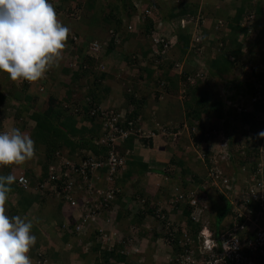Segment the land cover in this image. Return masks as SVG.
<instances>
[{
    "label": "clouds",
    "instance_id": "1",
    "mask_svg": "<svg viewBox=\"0 0 264 264\" xmlns=\"http://www.w3.org/2000/svg\"><path fill=\"white\" fill-rule=\"evenodd\" d=\"M138 3L142 4L143 6L145 4V2H142V1ZM136 6L138 7L137 4ZM138 9L141 11L140 7H138ZM142 14H145V12ZM250 14L253 15L252 18H248V15ZM135 18L136 16L132 20H130V22L135 21ZM219 21L223 22V19H219L218 23ZM205 23L206 22L204 21L203 24ZM239 24L242 27L246 28L247 30L245 34H241L239 36V42L243 44L242 51L244 52V54L248 52L247 51L248 47L252 43V41L253 42L256 41L257 44H260V43L261 45L264 44V41L263 42L257 41L260 31L255 29L256 28L255 27V24H256V11L255 10L246 12L243 15L242 19L240 20ZM172 25L173 23H170V29L173 28ZM189 25L190 23L185 26L183 25L182 26L184 28H187L189 31L193 32V38H192L193 40L199 38V43L196 45L194 44L193 45L194 47L192 48V51L195 52L196 57L194 59L190 58L188 62L180 61V64L183 67L182 73H179L177 70H175L174 67L172 71L175 73V75L177 74L179 76L178 77V88L175 89L176 91L179 92V95H180L179 96L180 99L178 100H180L183 103L184 101L185 102L188 101V103H190L192 107H196V102L193 100V97L192 99L190 98L191 93L193 94L194 92L196 97L201 99L202 97H204L203 95L206 92L201 93L200 95L199 93L197 94L196 92H198L199 90L205 91L204 88H202L203 86L201 85L203 83L204 84L209 83L213 79V78L211 79V76L208 77V75H210L209 74L210 68L207 64V61L210 58V56L209 54L208 55L205 54V50L207 46H209L211 39L207 38L205 40L204 34L203 35L200 34L199 29H197L196 25L195 27H191ZM262 25H264V22ZM216 28L220 29L221 25L216 26ZM225 31L228 32L229 28L226 27ZM69 35H70V29L57 20V13L55 11L53 4L50 3L49 0H0V71L7 73L9 79L14 83H23L25 81L29 83H34V82L41 80L42 78L45 77L46 73L52 68L53 65L59 63V60L62 56V51L66 47V41L68 40ZM166 37L163 36V38H166L169 41H171V45L169 46V48L167 49L165 53L156 54L157 52L161 53V50H163V46H162L163 44L155 45V42H154L149 54H147L146 56L144 55L140 56L138 63L133 64V66H135V64L137 65L136 68H133V67L130 68L127 64V68H128L127 70H129L128 71L129 77L131 78L130 75L133 73H135V75L138 77L137 87L141 89L142 86L144 85L154 86L155 87L153 90L155 91L154 98L156 99L163 97L164 95L166 97V95H169L171 92L170 89H166L164 88V86H161V83H160L161 80L159 79V74H162V72L161 73L156 72L153 75V77H148L147 74H144V73L141 74L143 71L141 69H138V67L147 66L150 63L151 59H154V57L151 56V54L155 56L163 57V58L168 57V54L170 53L172 47L177 42V36L175 34H170V35H167ZM228 39L229 38H227L225 41H222L220 43L221 50L229 43ZM115 41L117 42V39ZM248 42H251V43H249L246 46ZM106 43H108V40L104 42V44ZM84 47L87 49L86 46ZM86 49H85L86 54L84 56H89L87 55ZM105 53L106 51L101 57H105ZM215 55L216 53L213 54L212 57H214ZM79 56L81 57V55ZM99 58H95V59H99ZM231 59H234V58L231 57ZM81 61H83L82 58H81ZM185 62L190 64L187 68L184 67ZM106 63L107 62L105 61V63L102 62L100 64V65H104V68H102V66L99 67V71L108 72ZM237 63L238 62L236 61V64ZM158 64L159 63L154 62V64L152 65L154 69H158ZM191 66H194L198 69L196 74H192L191 73L192 71L188 69ZM255 66H256V69H255ZM80 67H78L77 70H79ZM236 67L237 66H235L233 70ZM251 67L253 68L251 69ZM261 67L262 65H258V64L251 65L250 63L244 62V65L242 67V70L240 71L239 76L237 77V80L239 82L246 83V80H249V78L254 77L255 72L257 71L263 72L261 71V69L260 70L258 69ZM189 75H191L192 78L194 79L193 83L188 80ZM182 76H184V78ZM150 82L152 84H149ZM136 83H137L136 80L134 82L132 80L127 82V86H129L128 91L132 92V95H134L133 97L136 98L134 100L143 98L141 93L138 92V90L132 91L134 90ZM184 83L186 84V87H183ZM197 85H200L201 87L199 86L195 88L193 92L189 93L190 87H194ZM124 88H126V85L124 86ZM82 89L87 91V87L85 88V86ZM95 94L96 93H94V95ZM100 94L102 95L101 92ZM240 94H238L236 98L232 99V101L230 100V103H229L230 105L228 106L229 107L228 110L230 113L231 111L235 110L237 111L238 114H243L247 110L242 107L243 105L240 99L241 98L240 96L242 95ZM210 96L211 94L207 93V98L204 103V106H208L210 105L209 103L216 101V99H211ZM218 97L219 99L217 100L221 101L222 103H224V100H226V98L223 97L222 95H218ZM232 97H234V94ZM61 103L63 104L65 108L68 109L69 112H72L73 114H74L73 107L77 105H79L82 109H84L85 105L87 104L90 105L89 106L90 108L93 105H99V106L102 105V106L113 107L115 109H118L116 105L104 104L103 101H100L99 103H97V101L94 100L92 95H89L86 92L85 93L82 92V97L80 98H75L73 101H70V102L62 101ZM188 103L186 104L187 110L185 109L183 111L179 107L180 110L182 111V114L184 115L183 119L181 118V120H177L176 118L160 120L159 118L157 119V117H153V119H151L150 117L149 120H147V119H144V117H139L140 120L146 126H149L152 129L155 127L156 123H160L164 125H171L173 127V134L169 135V137L165 135H161V134H159L156 137H146L152 141L151 145L144 144L143 142L137 140L133 150L131 151L127 149L126 150L129 151L128 156H132L134 154H138V150H140V148H138L139 146L149 148L150 150L152 148H157L156 151L158 152L160 150V146H164L163 148L165 149V147L167 148V146H170L168 144H171V146L174 149L173 150L174 156H179L178 160H187L188 155L196 154L197 159L201 161V163L198 165L201 169H200V173L196 176L194 180L193 178L190 179L191 181L193 180L195 183V186H196L195 193L197 190L200 189L199 186L201 182L198 180V178L199 179L204 178L202 174L205 175V172H206L212 177H214V185H213L214 196H218L219 201L223 200L225 201L226 204L227 203L230 204L229 207H231V210H229L230 208H227L225 210V211L228 210V212H225L224 218L226 216H231V220L229 221L228 224L231 225V223H233V225L232 226L229 225L225 228H221L222 230L219 231L220 234L217 235L216 230L212 228V224L209 221L210 215L208 213H210L209 212V208H211L210 203L205 202L201 206H198L197 201L193 200L192 205L194 206V208L191 212L190 217L194 223L201 224V229L199 230L197 236L194 237L192 234V229L189 228L188 226L187 219H182L179 217L181 216L180 212L178 211L179 204L181 202L184 203V201H187V198L185 197L181 188H178L176 185H174L176 184L175 181L174 182L172 181L170 183V186H169V183L167 184L166 188L168 189V191L166 190L163 191L165 198H162L160 196L157 197V194H151L152 196L151 205L157 207L156 217L165 218V216H167L168 226L170 225L172 228L171 233L169 232L170 228L165 230L166 234L169 235V236L166 235L168 241L170 240V241H174L173 243H176L175 241L179 240V243L178 244L176 243L175 246L184 247V249L179 251L180 252L179 255L176 254L177 261H174V264H178L179 262L178 257L181 254H184L187 249H188V253H190L196 260L194 264H235L230 260H228L227 263L224 261L226 256H223L224 249L222 246V241H223L222 235L225 233V231H227L228 229L234 226L233 213H234L235 205L231 202L232 201L231 197L233 196V194L236 193V191L243 192L244 190H247V188H249L251 184H254L257 181L255 178H253L254 175L256 176L257 179H261V178L264 179V175L256 174V171L259 168L260 163L259 164L256 163L257 166L255 167H250L249 161L247 159H243V160H247V162L243 165H240L239 167L241 169L239 168L238 169L239 171L243 170V172L244 171L246 172V170H248L249 172L247 173V175H249L250 177L243 184H240V185L237 184L236 180L238 181V183H241L240 176H239L240 173L238 172V175H235L237 172L236 170L234 171L235 174H231L228 171V165L235 164L234 154H232L229 151V146H228V151H225L223 155L221 156L219 155V153L215 152L213 147L211 148V144L206 145L207 146L206 149L202 148L203 144L208 143V141L212 142V141L218 140L220 138L219 137L220 135L223 139H225L224 134L227 135V133H229L228 131L226 132L223 131L224 123H225L223 121V115L220 118L219 122L217 121L212 122L209 119L208 120L210 122H207L206 119L205 121H203L201 120L202 117L194 119V117L189 116V112L191 108L188 106ZM129 104H130L129 111L126 114L128 115V117H131V115L133 114L132 112L135 110L137 106L135 102H132ZM66 105L68 106L66 107ZM232 105L234 106V109L232 108V110H230V106ZM153 114L155 116V113ZM94 117H95V123L85 118L84 120H82L84 122L80 123L79 122L80 120L77 118V115H76V118L78 120L77 126H87L89 127V129H92L95 127L96 128L95 134H96V137L98 138L103 133L102 124L98 117L96 116ZM230 117H232V114L230 115ZM216 119L219 120L218 118ZM151 120H152L151 123H153L152 125L150 124ZM229 124H231V120L229 121ZM174 133H176V135H174ZM258 137L264 138V131L259 132ZM183 143L187 145L185 146L183 145ZM230 143H231V137L227 139L226 145L227 144L229 145ZM98 148L105 149L102 146L100 147L98 146ZM198 148L200 150H198ZM177 150H181V151H177ZM185 154H187V157ZM34 156H35V141L28 134H26L25 132H22L21 129L17 127H12L11 129L6 130V131H0V167L23 165L25 162L33 159ZM261 156H264V154ZM220 158L222 159L219 160ZM168 159L169 160L165 163V166L162 169H168V167L171 165L173 168L174 167H176L177 169L179 168L178 170L179 172H181L180 171L181 167H178V164L176 163L178 160H175L173 157H168ZM222 161H225V165H220V162ZM167 164H169V166H166ZM226 164L228 165L226 166ZM202 169L204 171H201ZM161 178H163V174H161ZM189 178H190V175L187 176V179ZM16 182H17L16 176L11 173L7 175H0V264H32L31 258L29 256V252H30V249L33 246H35L37 242V236L32 233V229L34 227V221L32 219H29L27 215H23V216L22 215H11L10 216L6 214V203L8 201V194L11 191V185H13ZM98 182H100V180ZM98 182H97V185H98ZM132 182H133L132 178H129L124 182L123 185L119 184L120 186H118V184H115V180L113 181L107 180L105 185H102L101 187H99L103 189H108L112 187L119 189V191L116 192L115 198L111 200L112 205H110L111 207L109 209V212L106 214L107 217L104 220L100 219L99 222H94L92 219H90L91 226L87 225V228L86 230H84V232L75 233L77 235H80V237H84V235L90 236V234L91 236L94 235L95 237H97L96 241L101 243L100 247L102 250H106L109 252L117 251L118 253H120V255L124 256V259L122 260H117L114 257L109 258V264H114V263L115 264H120V263L142 264V261H140V259H137V258H139V256L143 254L144 251L143 249H141L140 246H138L137 244H133V243H136L140 240L142 241L148 240L149 242L152 241L151 237L138 236L137 232L139 231V227L133 226V225H131L130 227V229L132 230V234L130 233V230H129V234L131 235L129 239L125 238L127 233H124L121 230H119L117 226L115 229L119 230V232H121V234L123 235L121 239H115L116 234L114 232L112 233L111 229L105 228L106 231H101V228H102L101 224L106 226L109 222L111 223L113 219L117 222L120 221L119 208L117 204H119L122 208H124L123 204L125 202V204H127L126 208H132V206H135L136 204L139 205L140 201L141 202L146 201L145 197H140V196L136 198L134 197L137 190ZM156 186L158 187L157 190H160V186L162 187L160 182L156 183ZM206 189H208L207 184L205 185V190ZM122 196L125 197L124 202L123 203L116 202ZM131 196L133 197V199L129 200V197ZM174 199H177V204L175 208H172L171 201ZM56 200L58 199L56 198ZM215 214L217 215V213ZM216 215L214 216L215 222L217 221ZM172 216H173V219H170ZM148 218H151L152 221L153 219H155L153 217H147L146 221ZM206 218L208 220H206ZM82 220L83 219H81L80 221ZM170 220H172V223L170 222ZM63 223L61 224V226L63 225ZM97 223L100 226V231L98 232V234L93 229V226L96 227ZM163 229H161L160 232H162ZM64 232H67V231H64ZM103 233H106V235L109 236L110 238L108 240L103 239L102 237ZM163 237L164 236H160L159 238H157V240H155V243H160L162 241L164 242ZM217 237H219V239ZM127 245H130L131 248H127ZM187 245H189L190 248H187ZM40 247H44V246L40 245ZM44 248L45 250L47 249L46 247ZM217 250H219V254H216ZM205 254H209L210 258L208 257L206 258ZM110 260H113L114 263ZM258 263L263 264L260 262Z\"/></svg>",
    "mask_w": 264,
    "mask_h": 264
},
{
    "label": "trees",
    "instance_id": "2",
    "mask_svg": "<svg viewBox=\"0 0 264 264\" xmlns=\"http://www.w3.org/2000/svg\"><path fill=\"white\" fill-rule=\"evenodd\" d=\"M61 2H66L67 0H60ZM146 1L143 7L150 8L151 14H142L144 13V10H139L134 1L123 0V9H128L127 4H129V10L127 13H123L122 10H120V5H117L118 12H109L105 13V6L101 3L97 6L92 2V0H88V8L94 11V14L89 15L91 25L95 26L97 24V19L103 18L106 22L109 23L110 31L114 33V37L109 36L108 44L106 46V53H111L116 49H124L126 54V61L130 68H136L137 65L133 66L134 63H138L139 57L144 55L146 56L149 54L150 50L152 49V45L154 44V35L159 33L162 37L167 36L170 34H175L177 36V42L172 47L170 53L168 54L167 58H163L161 62L158 64V69H154L152 66L155 62L154 59H151L150 63L143 67L140 66L138 69H141L143 72L141 74H147L148 77H153V75L156 72H159L162 74H159V79L162 81H165L164 88L166 89H177L178 88V75L172 71L173 67L177 62L182 61H189L190 58L194 59L196 57V54L194 51H192L193 45L198 44L199 41H194L193 38V32L189 31L187 28H184L182 26V21L186 18L190 19L193 18L192 22L189 26L195 27V25L198 22L197 29H202L203 25L205 27V24H203V20L206 19V16L209 15L208 11L212 10L214 7L215 1L220 0H206L207 4H212L213 7H200L201 0H144ZM222 1V0H221ZM264 0H260L259 3L254 2L253 0H234L233 7L235 8L236 12L234 15L229 16L224 23H226V26L229 28V31H225L219 28H216L214 26L213 33L215 35L218 34L217 37H212L211 41L209 43V46H207L205 50V54H209L210 58L207 61V64L210 68V76L212 77H222L226 75L227 73L231 72L233 68L236 65V61L244 55V52L242 51L243 44L239 42V36L241 34H245L247 32L246 28L242 27L239 23L242 19L243 15L248 11H256V24L255 27H261L262 26V17H264V10L263 6L264 3L262 2ZM165 3L164 10L162 9V4ZM167 6V8H166ZM145 8V9H146ZM167 9L166 13L165 10ZM209 9V10H208ZM167 14V15H165ZM135 16H139L141 18L142 25L139 26L138 31L140 33L133 32L131 33L128 31V23L130 20H132ZM199 16V19H197ZM216 17V15L214 14ZM216 19V18H215ZM215 22V20H214ZM161 23V24H159ZM170 23H173L172 27L170 29ZM159 24V25H158ZM262 29V28H261ZM79 31V30H78ZM194 31V30H193ZM80 32V31H79ZM128 32V33H127ZM78 34V33H77ZM86 34H89V32H86ZM133 34V35H132ZM140 34L142 45L141 48L134 51H127L126 48L128 46L129 39L136 38L137 35ZM209 32L205 30L204 37L205 40L209 37ZM222 34V35H221ZM71 34L67 40V42H73ZM79 35V34H78ZM129 36V37H128ZM132 37V38H131ZM89 38V37H88ZM143 38V40H142ZM148 39L147 44L145 42V39ZM167 38V37H166ZM164 38V43L168 42L169 40ZM227 38L230 41L222 50L220 49V43L222 41H225ZM91 39V37H90ZM117 39V42L119 39L122 45H116L115 40ZM104 40V39H103ZM102 39L100 41H103ZM257 41L263 42L264 41V30H260L259 37L257 38ZM127 43V45L125 44ZM213 49V52H212ZM249 52V51H248ZM216 55L214 57L213 54ZM261 58L264 60V51L260 54ZM233 57L234 59H231ZM102 58V59H101ZM84 62L87 64L85 67L82 63L79 70L75 71L73 76V83L76 84L77 80H82L80 82L85 85V88L87 87V91H85L84 86L79 84L78 89H76V92H86L89 95H92L95 101L99 103L102 101L104 95L102 96L99 92L101 91L102 84L104 83V79H106L109 74L107 72L99 71L100 62H102L103 57H100L99 59H95L93 57L84 56L83 57ZM185 62L184 67H188L190 64ZM95 66H97L95 68ZM191 66L190 68H192ZM192 74H196L198 69L195 67V69H191ZM126 74H129L126 72ZM132 78V81L134 82L136 80V84L134 87V90L140 92L141 89L137 87L138 84V77L135 75V73L130 75ZM177 76V77H176ZM184 78V76H182ZM255 79L242 83L239 82L237 79H232L231 86H229L231 89H235L234 97H231L232 99L236 98L238 94H240L243 90H248L251 94H254L255 97L258 99L254 101L255 105L257 107L254 108V110L245 111L243 113V120L244 122H251L253 124V127L256 128V114L258 112H264V99L260 97L261 92L264 93V72H255L254 73ZM79 78V79H78ZM20 85L21 92H19L22 97L16 98L13 97L11 94L13 93L12 90H10V96H3V92H0V131L2 126L4 125L2 120L7 121V119L12 118L16 122V127L21 125V128H27L26 131H24L26 134H28L34 141H35V156L33 159L27 161L24 163V165L19 166H3V168L0 167V175H7L9 173L13 174L17 178V174L20 172L21 169L25 170V173L27 174L29 181H30V187L23 188L19 185L18 181L11 185V191L8 194V201L11 205L9 210L6 211V214L8 215H27L29 219H32L34 221V227L32 229V233L37 236V242L35 246H33L30 249L29 256L31 258L32 264H55L53 261H55V256H51L49 253L39 252L40 243L44 237L42 234H40L38 230V227L42 225L41 219L43 218L42 215H39V213H44L43 210L46 204H48L49 200L51 198H55L54 195L57 191L55 188H51L50 186L44 187V183L46 180H48L49 177H51L50 173V167L52 165H55L59 161V154L60 152H63L66 154L71 160L74 162H79L82 158L84 153L82 150L89 149L92 150L94 153H99V148L96 146L93 142V138L96 137V128L89 129L87 126H78L77 127V118L76 115L69 111H64L63 109L59 110L57 107H55V99L51 98V101H53V105H49V109L47 110H38V102L39 97H36L38 95L32 94L29 92L30 85L28 82H23L18 84ZM245 85V86H244ZM200 85L190 87V92H193L195 88L199 87ZM108 87V86H106ZM129 86L126 84V88L123 90V97L127 99V102L136 103V108L132 112L130 119L136 120L139 117H142L141 114V108L143 103V98L136 99L133 97L132 92H129L128 89ZM73 89L71 87L70 90ZM109 89V87H108ZM261 91V92H260ZM71 93V92H70ZM94 93H96L94 95ZM141 93V92H140ZM159 93V92H157ZM201 99L197 98L194 94L193 100L196 102V107H192L190 103H188V106L191 108L189 112L190 117L195 118H201L203 113L206 114L211 120L210 112L215 113V118L220 119L223 115V103L221 101H218L216 99L215 102H212L210 107L204 106V103L207 98V93L203 95ZM253 96V95H252ZM102 97V98H101ZM16 98V99H14ZM16 100L17 104H14ZM38 101V102H37ZM50 102V99H49ZM12 103V104H11ZM186 103V104H187ZM90 105H85L84 109H82L84 113V118L87 120H91L95 123V117L90 114ZM244 108V106H242ZM234 109V106H230V110ZM31 109H35V111L31 112ZM245 110V109H244ZM64 114V115H63ZM63 116H65L63 119ZM136 118V119H135ZM33 119V120H32ZM30 120L33 122L34 128L30 127ZM35 121V122H34ZM212 121V120H211ZM264 124V120L261 121ZM4 127V126H3ZM264 127V126H263ZM4 129V130H3ZM2 131H6L7 129L3 128ZM230 134V130H229ZM99 136V135H97ZM141 141L144 144L151 145L152 141L149 140L146 137H137L135 134H130L126 141L120 143L117 145L116 150L119 152L120 155L124 156L125 154V162L124 165L119 167V170L117 172V175L115 177V184L123 185L124 182L129 178H135V181L133 180V185L136 188V193L134 197H145L146 201L141 202L139 205L132 206V208H126L124 213V216L126 217L127 214H132V218L127 224V235L126 239H129L131 235L129 234V230L131 225L138 226L139 231L137 232V235L140 237H151L153 241L157 240L160 236L166 237L165 230L169 229V232H172V228L169 225L168 226V219L167 216L165 218H158L156 217L157 213V207L151 205L152 196L149 190H147L148 187L143 186L142 182L144 178H146L149 174H152L153 172L161 173L163 174V177L165 180L169 183L172 181L176 182V185L178 188H181L183 191L185 197L187 198V201H184V203L179 204L178 211L180 212L179 216L182 219H187L189 228L192 229V234L194 237L197 236L199 230L201 229V224L194 223L191 220V212L194 208L192 205V201L196 200L197 205L201 206L205 202L210 203V207H216L217 208V218L216 222L213 223L212 228L216 230L217 235L220 234L221 228H225L229 226L230 224H224V221L222 218L225 216V211L227 208L231 207L229 203H225V201L221 200L219 201L218 196H214V177L209 175L205 172L204 178L198 180L201 182L199 186V190L195 193V183L194 179L196 176L200 173V167L198 166L201 161L196 159L195 161L188 160H178L176 163L178 164V167H181V172H179V168L172 167L171 165L167 164L166 166H169L168 169H160L153 165H151L149 162L145 161L144 158L140 157L139 155H132L128 156L126 154V151L133 150L136 144V141ZM127 149V150H126ZM107 150V149H103ZM208 155V153H207ZM174 162V160H173ZM247 162V160H240V164L243 165ZM76 165L79 167L80 164L76 163ZM17 168V170L15 169ZM241 169L240 167H238ZM107 168L102 170V177L100 179V182H98V186L101 187L102 185H105L107 179ZM190 175V178L187 179V176ZM143 178V179H142ZM193 178L191 181L190 179ZM65 177H61L59 179H54L52 177L51 183L52 186L57 183L58 188L61 189V185L64 182ZM50 183V184H51ZM168 184V183H167ZM208 185V189L205 190V185ZM167 186V185H166ZM165 185L162 187L160 186V190L166 188ZM166 191L168 189L166 188ZM125 197H120V199L116 202H124ZM128 198V197H127ZM162 198H165L163 196ZM160 198V199H162ZM56 199V198H55ZM133 199V197H129V200ZM221 199V198H220ZM60 202V201H59ZM61 203V202H60ZM37 204V205H34ZM62 204V203H61ZM225 204V205H224ZM112 205V204H111ZM124 205V204H123ZM125 206V205H124ZM251 206L253 208L258 207V203H251ZM163 212V211H162ZM37 217H34L37 215ZM69 215L70 221L73 220L72 217V210L69 209L67 212ZM221 216V217H219ZM106 214L102 215V220L106 218ZM147 217H153V227L148 229L147 227H144V223L146 222ZM45 222V221H44ZM98 222V221H97ZM118 222H116V226L119 230L120 227L117 225ZM77 224L73 222L72 226L74 227ZM88 226H91V220H88L87 222ZM233 223H231L230 226H232ZM61 227V224L58 225ZM162 232L161 231V229ZM74 229V228H73ZM93 229L95 232L100 231V226L97 223V226H93ZM68 232V231H67ZM77 231L74 229L73 233L75 234ZM109 232V231H108ZM77 235V234H76ZM169 236V235H167ZM179 237V236H178ZM176 237V238H178ZM175 238V239H176ZM219 239V237H217ZM43 242V241H42ZM177 244L179 243V240L175 241ZM100 242L97 243V245L100 247ZM96 245V246H97ZM187 248H190L189 245H187ZM184 249V247L179 246L177 247L176 251H181ZM186 249V248H185ZM191 250V249H190ZM188 253V252H187ZM216 254H219V250L216 251ZM209 254H205V257L210 258ZM45 257L48 259L47 262H45ZM102 262L109 264V258L114 257L117 260L124 259V256L120 255L117 251H106L103 250L102 252ZM40 263H37L39 262Z\"/></svg>",
    "mask_w": 264,
    "mask_h": 264
},
{
    "label": "built area",
    "instance_id": "3",
    "mask_svg": "<svg viewBox=\"0 0 264 264\" xmlns=\"http://www.w3.org/2000/svg\"><path fill=\"white\" fill-rule=\"evenodd\" d=\"M50 3L55 5L53 0H49ZM141 10L145 9L141 4L139 6ZM55 11L57 13V20L61 23L60 17H67L73 19L81 18L82 7H63L56 5ZM145 14H150L149 8L144 10ZM253 15H248V18H252ZM199 19V16L198 18ZM193 18L184 19L182 25L185 26L191 23ZM205 20H203L204 22ZM222 21H219L221 24ZM198 27V25H196ZM220 26V25H219ZM111 36H114L113 31ZM73 45L77 46L83 45L82 37L78 34L72 35ZM199 41V38L194 39ZM155 45L163 44V54L167 51L171 45V41L164 43V38L156 32L154 35ZM108 43L104 44L97 40L89 41L85 46L87 47V55L95 58L101 57ZM155 62L159 63L163 60V57L155 56ZM74 63L71 66L80 67L81 60H78L79 55L75 56ZM79 64V65H78ZM86 67L87 64L85 63ZM104 68V65L100 67ZM157 67V66H155ZM175 70L179 73L183 72V67L180 62H177L174 66ZM188 80L192 83L194 79L191 75L188 76ZM27 82V81H25ZM29 83V82H28ZM161 86L165 85V81H161ZM20 84V83H17ZM32 84V83H29ZM39 89L42 91L44 85L39 82ZM186 87V84H183ZM257 97H253V101L257 100ZM68 105H66L67 107ZM73 112L77 115L79 122L83 123L84 113L82 108L77 105L73 107ZM90 114L99 118L102 124V135L100 137L93 138L94 144L97 146H102L107 150L99 149V153H94L92 150L84 149L83 158L79 162H74L63 152L58 153L59 161L57 164L50 167L51 177L46 180L44 187L50 186L55 188V197L63 204L72 210L73 220L68 219L63 223L61 229L64 231L73 232L75 229L77 232H84L87 228L88 220L92 219L94 222H99L102 215L109 212L111 200L115 198L116 192L119 191L118 188L112 187L108 189L99 188L97 182L101 179L102 170L107 168L106 179L113 181L117 175L119 167L124 165V156L120 155L116 150L118 144L127 139L130 134H135L138 137H156L159 134L169 137L173 134V127L171 125H164L156 123L155 127L152 129L146 126L140 118L136 120L130 119L126 112L122 110L115 109L113 107L93 105L90 108ZM9 130V129H7ZM176 135V133H174ZM175 137V136H174ZM129 154V151H126ZM76 163H79L78 167ZM259 164V168L256 171L257 175L263 174V169ZM52 177L54 179H59L65 177L64 182L61 185V189L58 188L57 183L52 186ZM254 184H251L247 190L243 192H237L233 194L232 203L235 205L234 208V226L222 235L223 241L222 246L224 249L223 256H226L225 262L228 260L235 264H264V179H257ZM17 181L23 188H29L30 181L25 173L24 169H21L17 174ZM51 183V184H50ZM171 207L175 208L177 204V199L171 201ZM258 203V207L253 208L251 203ZM83 219L82 221H80ZM77 224L73 227V222ZM74 228V229H73ZM101 231H106L101 228ZM103 239H109L110 237L103 233ZM39 252H47L44 247H39ZM188 249L184 254L178 257V264H194L196 260L194 257L187 253ZM45 257V262H47ZM37 263H40L37 262ZM123 264V263H120Z\"/></svg>",
    "mask_w": 264,
    "mask_h": 264
},
{
    "label": "crops",
    "instance_id": "4",
    "mask_svg": "<svg viewBox=\"0 0 264 264\" xmlns=\"http://www.w3.org/2000/svg\"><path fill=\"white\" fill-rule=\"evenodd\" d=\"M60 1V0H59ZM146 2L143 0H140L139 2ZM162 1V0H160ZM164 1V0H163ZM226 2V0H220L218 2H213L214 3V7L212 10H209L208 13L209 15L206 16V20H205V27L203 25L202 29H199L200 34H204L205 30H207L210 34H209V39H211L212 37H217V35H215V33H213V29L214 26H219L221 25L222 30H225L226 23H224V21L229 17L235 14L236 10L233 7V5L231 3H223ZM85 5H88V0H84ZM136 3V2H134ZM60 4V3H59ZM201 6L200 7H205L204 4L200 3ZM234 8V9H232ZM87 9L89 10H85V12L82 10L81 13V18L79 19H73V18H67V17H61L60 21L63 25L67 26L68 28H71L72 26L75 27V21L74 20H81L80 23H86V27L84 29H82L83 27H81L79 30L80 32H76L79 34H83L82 30L85 32H89L88 30L90 28L93 29H98L99 28V24L97 25H91V21L90 18L88 17L91 14H94V11L91 10L90 8L87 7ZM263 10H264V6H263ZM88 13H90L88 15ZM214 14L216 15V17L214 16ZM216 18V19H215ZM219 19H223V22L221 24L218 23ZM215 20V22H214ZM100 21V23H103L105 20L103 18L101 19H97V22ZM142 25L141 23V18L139 16H136L135 21L133 22H129L128 23V31L132 32H136V33H140L138 31L139 26ZM170 25V24H169ZM132 27V28H130ZM89 28V29H88ZM262 28V29H261ZM256 30L260 31V30H264V25H262L261 27H257L255 28ZM74 32L70 31V35L73 34ZM128 33V32H127ZM95 34V33H94ZM69 35V36H70ZM97 35V34H95ZM133 35V34H132ZM140 35V34H139ZM222 35V34H221ZM85 37H90L89 34H85ZM98 37V36H97ZM242 38V37H241ZM243 39V38H242ZM105 40V39H104ZM101 41V43L105 42V41ZM121 40L119 39L118 42H116V45H122V43L120 42ZM69 42L66 41V47L65 49H63L62 54L66 53L65 50H67V45ZM76 47L77 50V54L84 56L86 54L85 51V47L84 46H77L74 45ZM125 50L123 49H116L111 53L105 54V57H109V56H116V57H121L122 60H124L123 62H125L126 68H127V61H126V54H125ZM83 59V58H82ZM111 60V59H110ZM123 70V69H122ZM126 70H123L121 73L118 74V72H120L119 67H116V62H109V71L107 72L109 74V76L104 79V83L102 84L101 87V93L102 96L104 95L102 101L104 102V104H110V105H116L118 110H122L124 112H128L129 111V107L130 104L129 102H127V99L125 97H123V90H124V86L127 84L128 81L132 80L128 74H126ZM74 72L71 71V69L68 67L67 65V57L65 58V56H61L59 63L55 64L52 66V68L46 73L45 77L42 78L41 80L34 82L30 85V90L29 92L32 94L38 95L36 97H39V102L38 104V110H47L49 109V105H53V101H51L52 99H55V107H57L58 109L61 108L64 111H68L67 108H65L63 106V104L61 103L62 101L65 102H70L73 101L75 98H80L82 97V92H76V89H78L77 86L79 85H75L72 84L74 86L73 89L70 90L69 89L71 87H69L71 84V82L73 83V76ZM120 74H123L124 76L122 77ZM79 79V78H78ZM42 82V84L44 85V89L42 91H40L39 89V82ZM149 84H152L151 82ZM85 86L83 83L81 84V86ZM108 86V87H106ZM147 85L142 86L141 88V95L143 97V103L142 104V108H141V114L142 117H144V119L149 120V118L151 117V119H153V117H157V119L159 118L160 120H167V119H177L180 120L181 118L183 119V114L182 111L179 110V113L182 114L180 116H175V108H173L172 106H175V102L170 100V95H165L163 97H160L158 99L154 98V93L153 92H146L145 88ZM10 90L13 91V93H10ZM20 85H18L17 83L12 82L7 73H4L2 71H0V92H3V96L7 97L10 96V94L16 98H21L22 95L19 93L21 91ZM99 92V93H100ZM145 97V98H144ZM14 98V99H16ZM102 98V97H101ZM162 98V99H161ZM50 99V102H49ZM18 103V102H17ZM16 100L14 102V104H17ZM50 103V104H49ZM112 103V104H111ZM12 104V103H11ZM49 104V105H48ZM2 105V103L0 104V106ZM177 107V106H176ZM174 109V110H169V109ZM179 108V107H178ZM59 109V110H61ZM131 110V108H130ZM35 111V109H31V112ZM174 112V113H171ZM155 113V116L154 114ZM64 115V114H63ZM63 119H65L63 116ZM12 118L7 119V121L2 120L3 122V126L1 128V131L3 128L5 129H11L12 127H16V122L11 121ZM10 120V121H9ZM33 120V119H32ZM66 120V119H65ZM35 122V121H34ZM152 120L150 121V124L152 125L153 123H151ZM78 124V123H77ZM35 125V124H34ZM33 122H31L30 120V127H33ZM78 127V126H77ZM80 127V126H79ZM17 128L21 129L22 132L26 131L27 128H21V125L18 126ZM4 130V129H3ZM158 143V142H157ZM162 143V142H161ZM164 146H160V150L157 152L156 149L157 148H152L150 150V152L152 151V154L150 155L151 157H146L147 155L142 151V147L139 146L138 148H140L141 150H138V154L140 157L144 158L145 161L149 162L151 165L157 167V168H163L165 166V162L168 161V155H167V148L165 147V149L163 148ZM147 154H149L148 148H146ZM17 167V166H16ZM15 167V169L17 170V168ZM3 168V167H1ZM149 174V173H148ZM147 174V175H148ZM143 179V178H142ZM132 180L135 181V178L133 177ZM163 186V185H167V182L165 180V178H161V174L159 173H152L149 174L146 178H144L142 185L148 187L147 190L150 191L151 194H157L156 191H152V190H157L158 187L156 186V183H159ZM170 186V183H169ZM165 189L161 188V192H163ZM157 197H159V195H157ZM37 205V204H34ZM118 208H119V215H120V221L118 222V226L120 227L121 231L124 233H127V224L130 221V219L132 218V214H127V216H124L125 210H126V206L127 204H125L124 202V208H122L119 204ZM10 204L9 202L6 203V211L9 210L10 208ZM45 210L44 213H39V215H42L43 218L41 219V223L42 225L38 227V230L40 234H42V236L44 237L40 243V245L46 247L47 249V253H49L51 256H55V261H53L55 264H106L103 263L102 260L100 259L101 256V252L103 251L101 249V247H99L97 245V241L96 239L94 240L93 238H95L94 235L88 236V235H84V237H80V235H76L72 232H64L61 227H59L58 225L62 224L63 222L67 221L69 218V215L67 214V212L69 211V209L67 207H65V205L61 204L59 202V200H56L55 198H51V200H49L48 204H46V206L44 207ZM121 210V211H120ZM37 215H35L34 217H37ZM45 221V222H44ZM128 234V233H127ZM93 237V238H91ZM80 238H85L86 244L89 246V250L87 248L82 249V245H80L79 243V239ZM43 241V242H42ZM155 241H150L147 248H148V259H149V264H152L155 262V260L151 257V255H154V248H155ZM97 245V246H96ZM144 251V248H142ZM90 254V256L88 255ZM113 262V260H110ZM114 263V262H113ZM115 264V263H114Z\"/></svg>",
    "mask_w": 264,
    "mask_h": 264
},
{
    "label": "rangeland",
    "instance_id": "5",
    "mask_svg": "<svg viewBox=\"0 0 264 264\" xmlns=\"http://www.w3.org/2000/svg\"><path fill=\"white\" fill-rule=\"evenodd\" d=\"M131 1L136 2L138 7L141 5L138 3L140 0H131ZM253 1L256 3H259L260 0H253ZM53 2L55 3L54 7H56V5H59V6L63 7L64 9H66L67 7L74 8V7L79 6V7L83 8L82 10L84 12H85V10H89V9H87L88 5H85L84 0H67L66 2H61L59 0H53ZM92 2L94 4H96L97 6L100 3L102 5H104L106 14L109 13L110 11L111 12H114V11L118 12V8L116 7L117 5L121 6L120 10H122V12L124 14L127 13V11L129 10V4H127L128 9L127 8L123 9V3H124L123 0H92ZM215 2H217V1H215ZM228 2L231 3L232 5H234V3H235L234 0H226L225 3H228ZM262 2L264 3V1H262ZM127 3H128V0H127ZM200 3L204 4L206 7H213V3L207 4L206 0H201ZM225 3H223V4H225ZM164 6H165V3L162 4L163 10H164ZM166 8H167V6H166ZM232 9H234V8H232ZM166 11H167V9L165 10V13H166ZM165 15H167V14H165ZM74 21L76 23L75 27L72 26L71 28H69L71 32H74L73 34H75L76 32H79L77 29H80L81 27H83L82 29H84L86 27L85 22L80 23L81 20H79V21L74 20ZM261 21H262V23L264 22V17H262ZM98 24H99L98 29H93V28L89 29L88 28L89 29L88 30L89 36L91 37V39H90V37L89 38L85 37L86 32L83 30H82L83 34L78 33L82 37V40L84 41L83 42L84 46L91 40H97V41L101 42L100 41L101 39L102 40L105 39L104 41H107L110 39L109 36L111 37V31L109 29V27H110L109 23L106 21H104L103 23H100V21H98L97 25ZM94 33L97 35H95ZM144 39H145V42L147 44L148 39L147 40H146V38H144ZM140 40H141L140 35H137V37L136 38L134 37V39H129L128 46H127L126 50L131 52V51L140 49L141 45H142L141 44L142 41H140ZM142 40H143V38H142ZM249 43H251V42H248L246 44V46ZM125 44L127 45L126 42H125ZM74 45H76V44H74ZM74 45L72 44V42H69L67 45V50H65V52H67V54L66 53L62 54V56H65V58L67 57V65L69 68H71L72 72H75L78 69V66L77 67L71 66L72 63L76 62L75 56H77V50H76V47ZM80 46H82V45H80ZM247 51H249V52H247L246 54H244L243 56H241L237 60L238 63L235 65L237 67L234 70L227 73L223 77H216V76L212 77L211 76V79L213 78L212 79L213 81L211 80L209 83H206V84L203 83L204 85L203 84L201 85V86H203L202 88H204L205 91L199 90L198 92H196L197 94L199 93V95L201 93H204V92L211 94V96H210L211 99H219L218 95H222L223 97L226 98V100H224V103H223V121L225 122L223 131L229 132V130H230V134L229 133H227V135L224 134L226 140L223 139L220 135L219 136L220 140L218 139V140H215L212 142L208 141V143L203 144L202 148L206 149V147H207L206 145L211 144V148L213 147L215 152L219 153V155L221 156V155H223V153L225 151H228V146H229V151L232 154H234L235 164H233V165L232 164H229V165L226 164V166L228 165V171L231 174H235L234 173L235 170L237 171L235 175H238V172L240 173L239 176H240L241 183H238V181L236 180V183L239 185L243 184L250 177L249 175H247V173L249 172L248 170H246V172L245 171L243 172V170L239 171L238 167L241 165L240 160L247 159L249 161L250 167H255V166H257L256 163H258V164L260 163L262 165L261 168L263 169V175H264V156H261L264 154V138L258 137V133L261 131H264V127H263L264 124L261 122L262 120H264V112H258L256 114V122H257L256 125L257 126H256V128H254L252 123L244 122L243 114H238L237 111H235V110L231 111V113H230L228 110V108H229L228 106L230 105L229 104L230 99L233 96V94L235 93V89H233V88L231 89L229 87V86H231L230 81L232 79H237V77L240 74V71L242 70L244 62L250 63L251 65H255V64L262 65V67L258 68V69L259 70L261 69V71L264 72V60H263V58L260 57L261 56L260 54L263 53V51H264V44L261 45V43L257 44L256 41L255 42L252 41V43L249 45ZM212 52H213V49H212ZM81 58H83V57L79 56L78 60H81ZM105 61L107 62L106 63L107 64V71H109V62H112V63L116 62V67H119V70H120V72H118V74L121 73L123 70L128 69V68H126L125 62H123L124 60H122L121 57L118 58V57L113 56V55L109 56V57H103L102 62L105 63ZM81 62L83 63L84 60ZM102 62H100V64ZM96 67L97 66H95V68ZM192 68L195 69L194 66ZM192 68H188V69L191 70ZM252 68L253 67H251V69ZM255 69H256V66H255ZM128 71L129 70H126V72H128ZM120 75L122 77L124 76L123 74H120ZM208 77H210V75H208ZM253 79H255V77L249 78V80H246V82H249ZM80 82H82V80H80V79L77 80L75 85L81 84ZM70 84L71 85L69 87L74 86V85H72V82ZM154 88L155 87L152 85H147L145 90H146V92H153ZM171 92H170V94H171L170 100L175 102V106H172L173 108H175V111H174L175 116L176 115L180 116L181 115L179 113L180 108L183 111L185 109L187 110L186 103L188 101H186V102L184 101V103H183L180 100H178V99H180V97H179L180 95H179V92L176 91L175 89H172ZM193 94H194V92H193ZM193 94L191 93V95H190L191 99H192ZM240 95H242V96H240L241 97L240 99H241L242 105L244 106L245 109H247L248 111L249 110L253 111L254 108L257 107L253 101L254 94H251L250 92H248V90H245V91L243 90ZM227 97H228V99H227ZM260 97H262L264 99V93L263 92H261ZM179 101H180V103H179ZM209 104L211 105V103H209ZM210 105H208L207 107H210ZM178 107H180V108H178ZM169 110H174V109L171 108ZM174 112H171V113H174ZM231 114H232V117H230ZM210 115L212 117L211 118L212 122H216V121L219 122L220 121V119L217 120L215 118V113L210 112ZM205 119L207 122H210L208 120L209 119L208 116L203 113L201 120L205 121ZM230 120H231V124H229ZM11 121H15V120L11 119ZM177 123H179V122H177ZM221 134H223V133H221ZM229 137H231V143L229 145L228 144L226 145L227 139ZM168 145H170V146H167V152L166 153H167L168 157H173L175 160H178L179 156H174L173 147L171 146V144H168ZM183 145L186 146L187 144L183 143ZM141 149L147 155L146 157H151L150 155L152 154V151L150 152L149 148H148L149 154H147L146 147H142ZM198 150H200V149L198 148ZM177 151H181V150H177ZM256 152H258L260 154H258ZM185 155L187 157V154H185ZM188 158L190 159V161H195L197 159V156H196V154L195 155L191 154V155H188ZM221 159L222 158H220L219 160H221ZM256 160H257V162H256ZM220 165H225V161L220 162ZM201 171H204V170L202 169ZM152 191H156L157 195H159L160 197L164 196V193L161 192L160 190L154 189ZM209 212H210V213H208L210 215L209 221L213 225V223L215 222L214 216H215V213L217 212V208L216 207L209 208ZM112 218H114V217H112ZM225 218H223L224 224L229 223V221L231 220V216H226ZM170 219H173V216ZM206 220H208V219L206 218ZM116 222L117 221H115L113 219V221L111 223L109 222L106 226L101 224V227L103 228V230H105V228L111 229L112 230L111 232L112 233L114 232L116 234L115 239H121L123 237V235L121 234V232H119V230L115 229L116 228ZM170 222L172 223V220H170ZM153 224L154 223L151 220V218H148L144 227H147L149 229V228L153 227ZM130 233L132 234L131 229H130ZM96 238L97 237H95L94 240ZM163 238H164L163 239L164 242L162 241V242L156 243L154 245L155 246L154 252L155 251L156 252L154 255H151V257L155 260V262L152 264H174V261H177L176 254L177 255L180 254V252L176 251L177 247L175 246L176 243H173L174 241H170V240L168 241L167 236L163 237ZM79 243H80V245H82L81 246L82 249L87 248L89 250V246L86 244L85 238H80ZM133 244H137L138 246L141 247V249L144 248V253L141 254L139 256V258H137V259H140V261H142V264H149V262H148L149 261V259H148L149 258L148 257L149 252H148V248H147L149 241L148 240H144V241L140 240V241L133 243ZM164 245L166 246V248ZM135 247H137V246H135ZM127 248H131V246L127 245ZM88 255L90 256V254H88ZM100 259L102 260L101 256H100Z\"/></svg>",
    "mask_w": 264,
    "mask_h": 264
}]
</instances>
